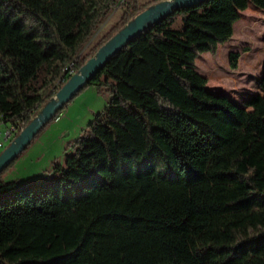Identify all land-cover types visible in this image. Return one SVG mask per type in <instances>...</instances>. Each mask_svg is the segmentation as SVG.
<instances>
[{
  "label": "trees",
  "instance_id": "obj_1",
  "mask_svg": "<svg viewBox=\"0 0 264 264\" xmlns=\"http://www.w3.org/2000/svg\"><path fill=\"white\" fill-rule=\"evenodd\" d=\"M249 3L264 12V0L179 9L87 82L108 103L64 162L24 182L0 174V264H264V69L263 95L241 106L195 70ZM145 10L138 0H0V121L14 138Z\"/></svg>",
  "mask_w": 264,
  "mask_h": 264
},
{
  "label": "rangeland",
  "instance_id": "obj_2",
  "mask_svg": "<svg viewBox=\"0 0 264 264\" xmlns=\"http://www.w3.org/2000/svg\"><path fill=\"white\" fill-rule=\"evenodd\" d=\"M154 0H138L140 10L150 8ZM122 9L115 11L101 28L107 32L120 21ZM142 13V12H141ZM174 29L181 28V16L177 15ZM231 39L219 44L214 54L206 52L196 59L195 70L207 79V88L215 94L226 95L241 106L250 95L261 94L260 80L264 69V12L251 3L240 14L233 26ZM239 53L238 66L232 69L230 54ZM109 95L95 87H87L78 93L60 113L58 120L51 121L35 137L28 148L15 160L14 165L5 170L3 178L7 181L36 179L37 173L51 170L54 163H63L65 154L82 135L94 115L103 111ZM40 110L37 114H41ZM2 122V121H1ZM0 139L5 138L10 123L1 124ZM0 149V154L10 145Z\"/></svg>",
  "mask_w": 264,
  "mask_h": 264
},
{
  "label": "water",
  "instance_id": "obj_3",
  "mask_svg": "<svg viewBox=\"0 0 264 264\" xmlns=\"http://www.w3.org/2000/svg\"><path fill=\"white\" fill-rule=\"evenodd\" d=\"M204 0H164L138 14L117 35H115L95 57L90 59L81 71L71 77L67 84L42 109L41 114L24 128L0 154V174L5 171L32 143L57 114L58 110L69 103L83 89L87 82L95 76L120 50L142 34L146 28L156 24L163 18L172 15L182 8L193 6ZM56 99V102H53Z\"/></svg>",
  "mask_w": 264,
  "mask_h": 264
},
{
  "label": "built area",
  "instance_id": "obj_4",
  "mask_svg": "<svg viewBox=\"0 0 264 264\" xmlns=\"http://www.w3.org/2000/svg\"><path fill=\"white\" fill-rule=\"evenodd\" d=\"M59 119V118H58ZM23 130V129H22ZM17 129L15 127H10L6 131L5 138L2 140L0 139V149H3L5 147V142L14 140V135L16 133ZM1 136V133H0Z\"/></svg>",
  "mask_w": 264,
  "mask_h": 264
},
{
  "label": "crops",
  "instance_id": "obj_5",
  "mask_svg": "<svg viewBox=\"0 0 264 264\" xmlns=\"http://www.w3.org/2000/svg\"><path fill=\"white\" fill-rule=\"evenodd\" d=\"M1 122V121H0ZM3 122H1V124H2ZM4 124V123H3ZM11 127V126H10ZM10 127H7V130H8V128H10ZM43 172H44V170L43 171H41L40 173H37L38 175H36V177H34V178H37V177H39V176H41L42 174H43ZM15 180H17V179H15ZM27 180H30V179H26L25 181H27ZM21 182H24V181H21Z\"/></svg>",
  "mask_w": 264,
  "mask_h": 264
},
{
  "label": "bare ground",
  "instance_id": "obj_6",
  "mask_svg": "<svg viewBox=\"0 0 264 264\" xmlns=\"http://www.w3.org/2000/svg\"><path fill=\"white\" fill-rule=\"evenodd\" d=\"M53 102H56V99Z\"/></svg>",
  "mask_w": 264,
  "mask_h": 264
}]
</instances>
